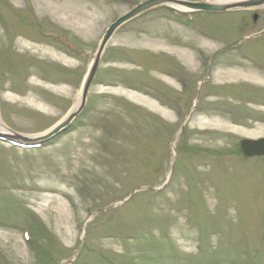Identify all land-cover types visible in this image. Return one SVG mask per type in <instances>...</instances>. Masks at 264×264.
<instances>
[{"label": "rangeland", "instance_id": "obj_1", "mask_svg": "<svg viewBox=\"0 0 264 264\" xmlns=\"http://www.w3.org/2000/svg\"><path fill=\"white\" fill-rule=\"evenodd\" d=\"M144 1L0 0L7 129L35 138L63 120L106 29ZM262 30L264 9L192 21L155 10L122 26L66 132L35 150L0 141V264H264V157L240 149L264 137V34L214 63L202 111L161 96L168 75L198 81L224 44Z\"/></svg>", "mask_w": 264, "mask_h": 264}, {"label": "water", "instance_id": "obj_2", "mask_svg": "<svg viewBox=\"0 0 264 264\" xmlns=\"http://www.w3.org/2000/svg\"><path fill=\"white\" fill-rule=\"evenodd\" d=\"M165 6L170 7L177 10V7H182L185 9H189L191 11H208V12H224L233 9H253V8H263L264 7V0H236L234 2H229L225 4H217L215 1H187V0H147L127 14L118 18L115 22H113L109 28L107 29L106 33L103 36V39L99 45V48L89 66L88 72L85 76L82 90H81V97L79 100V105L72 109L66 117L56 124L48 133L43 136L37 138H31L19 133L12 132L10 130L5 129L3 126L4 133L0 132L1 139H13L23 142H36L40 140H46L51 138L55 134L60 133L64 129H66L75 118L79 116L82 110L85 107L87 102L88 93L91 87V84L95 78L100 60L102 55L105 51V48L113 36V34L125 23L129 22L130 20L134 19L135 17L143 14L144 12L159 7ZM257 16H255L256 18ZM241 149L245 156L247 157H255V156H264V137L258 139H243L240 142Z\"/></svg>", "mask_w": 264, "mask_h": 264}, {"label": "flooded vegetation", "instance_id": "obj_3", "mask_svg": "<svg viewBox=\"0 0 264 264\" xmlns=\"http://www.w3.org/2000/svg\"><path fill=\"white\" fill-rule=\"evenodd\" d=\"M237 47H238L237 44H226V45H223L222 48L218 50L215 54L211 55L206 61L207 65L205 68V73L202 76V78L198 81H194L193 80L194 78L190 77L189 75L188 77H183V74H181L182 72L176 73L174 80H173L174 77L172 78L171 76L168 75L166 77L167 83H170L169 85L174 84L173 86L174 89L168 86L161 87V92H162L161 96L167 97L169 101H173V105H171L173 108L171 109L176 111L177 108L182 106L181 99L183 98L182 100H184V97H185L184 95H186L185 102L186 100H188L189 102H192L191 104L193 108L192 110H195L197 108L198 110L203 109L205 107L204 105H207V102L210 99V98L208 99V96H210L211 93H213L214 89L215 90L217 89L215 87L216 84L214 81L215 71L212 70L214 63L216 64V61L220 57H224V55H227L225 53L230 48L234 49V51L240 52L239 55H241V49H243V46L238 47V48ZM183 90L184 91L188 90V91L184 92ZM204 99L206 100L205 103H203ZM201 102H202V105L204 104L203 106H200Z\"/></svg>", "mask_w": 264, "mask_h": 264}, {"label": "bare ground", "instance_id": "obj_4", "mask_svg": "<svg viewBox=\"0 0 264 264\" xmlns=\"http://www.w3.org/2000/svg\"><path fill=\"white\" fill-rule=\"evenodd\" d=\"M233 1H235V0H215V2L217 3V4H225V3H229V2H233ZM25 46L26 47H28L29 49H32V47H30V45H26L25 44ZM34 52H38L37 50H34ZM43 54H45V52H42ZM180 53V52H179ZM54 59H56V60H62L65 64H69L70 63V61L69 60H67V59H65L64 57H60V56H57V55H54V54H50ZM238 72H236L235 70H229V71H225V74L224 75H226V76H228V77H233L234 75H236ZM256 81H258L259 83H264V78L263 77H256ZM53 89L55 90V91H61V92H63V91H66V90H68L67 89V87L66 86H64V85H62V86H59V87H53ZM4 97L7 99V100H11V101H14L15 99H16V97H14L12 94H11V92H9V91H6L5 92V94H4ZM128 97L129 98H131L132 100H134V101H137V102H139V103H141V104H144V105H148V107H151V108H153V109H155L156 110V108L155 107H153V106H150V102L149 101H147V99H145V98H143L142 96H140V95H137V94H135V93H130V94H128ZM30 101H32V100H30ZM79 105V101H78V103L74 106V108L73 109H75L77 106ZM162 113H163V115H167V111L165 110H162L161 111ZM62 121V120H61ZM60 121V122H61ZM216 123V122H215ZM221 126H224V124H222ZM0 130L1 131H3V122H2V119L0 118ZM236 132L238 131V132H240L241 133V130H238V129H236L235 130ZM253 134H256V133H253ZM245 135H251V133H246Z\"/></svg>", "mask_w": 264, "mask_h": 264}]
</instances>
